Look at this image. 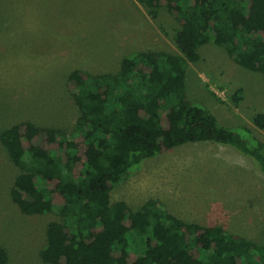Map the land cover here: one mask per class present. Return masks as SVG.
<instances>
[{
	"label": "trees",
	"instance_id": "trees-1",
	"mask_svg": "<svg viewBox=\"0 0 264 264\" xmlns=\"http://www.w3.org/2000/svg\"><path fill=\"white\" fill-rule=\"evenodd\" d=\"M136 1L153 19L165 8L176 20L178 52H133L116 73L71 72L79 119L70 134L31 120L3 129L0 143L21 171L11 198L24 214L57 215L46 227L44 264H264V236L257 242L188 222L157 199L134 210L111 196L144 161L189 143L233 146L264 173V140L253 127L221 124L186 85L187 70L210 43L264 81V0ZM231 98L241 101L239 93ZM253 123L264 131V113ZM130 237L141 251L131 249ZM0 264H9L1 246Z\"/></svg>",
	"mask_w": 264,
	"mask_h": 264
},
{
	"label": "rangeland",
	"instance_id": "rangeland-1",
	"mask_svg": "<svg viewBox=\"0 0 264 264\" xmlns=\"http://www.w3.org/2000/svg\"><path fill=\"white\" fill-rule=\"evenodd\" d=\"M179 27L165 8L153 19L136 0H0V132L31 120L72 133L79 110L67 87L71 72L116 73L133 52H178L173 38ZM199 53V62L187 70L190 98L204 103L221 124L248 125L264 140L253 123L264 113L262 74L213 43ZM236 93L238 104L231 98ZM20 172L0 143V246L9 264H44L46 227L57 215L30 216L19 209L11 189ZM111 196L134 210L157 199L188 222L263 240L264 173L233 146L199 142L174 148L133 169ZM130 240L133 251L143 249Z\"/></svg>",
	"mask_w": 264,
	"mask_h": 264
}]
</instances>
